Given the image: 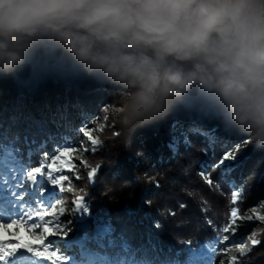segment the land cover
Instances as JSON below:
<instances>
[{"label": "clouds", "instance_id": "1", "mask_svg": "<svg viewBox=\"0 0 264 264\" xmlns=\"http://www.w3.org/2000/svg\"><path fill=\"white\" fill-rule=\"evenodd\" d=\"M40 47L125 93L129 132L197 96L264 150V0H0V75Z\"/></svg>", "mask_w": 264, "mask_h": 264}, {"label": "trees", "instance_id": "2", "mask_svg": "<svg viewBox=\"0 0 264 264\" xmlns=\"http://www.w3.org/2000/svg\"><path fill=\"white\" fill-rule=\"evenodd\" d=\"M116 91V86L87 75L60 52L40 47L22 69L12 75H0V111L20 110L39 122L29 124L25 121L18 125L21 147L27 134L29 139L35 137L54 148L58 145L47 142V137H54L61 143L64 137L73 142L87 140L80 128L84 124L91 126L93 122H102V107L111 104ZM174 121H180L185 126L197 124L211 128L218 125L217 134L226 143L216 145L213 158L203 140L192 137L191 147L181 145L178 154L173 156L164 145L170 139ZM220 121L212 102L190 96L166 118L128 131L122 151L116 150L117 143L113 142L111 147V142L102 141L98 151L85 153L93 165L99 163L101 167L95 175L94 185L86 178L82 179L81 186H85L83 196L89 197L86 201H90L94 212L107 209L117 227L120 225L116 223V218L126 219L125 206H130L136 215L129 226L135 228L137 235L158 222L161 228H153L154 234L176 249L183 248V242L187 240L195 244L198 239L206 242L215 238L217 232L207 221L211 220L215 229L225 225L227 218L222 213L228 207L226 194H231L232 189L221 181L225 195L212 192L199 172L202 164L217 163L226 152L231 150L233 153L236 143L239 145L236 150L239 151V142L243 137L233 129H225ZM258 151L254 149L242 155L235 153L243 165L232 174L238 189L242 186L251 207L257 206L256 201L264 197V165L259 167L257 164ZM82 172L81 175L86 177ZM211 174L214 180L220 175L219 170ZM146 177H155L158 186ZM75 196L71 194V201ZM61 197L69 201L68 193L64 192ZM201 197L207 205L202 204ZM180 204L185 207L180 208ZM208 205L210 210L203 211L202 208ZM170 210L175 215H170ZM141 219L144 220L142 225L138 223ZM85 231L90 232V229ZM255 250L260 254L247 257L251 260L249 264H264V245Z\"/></svg>", "mask_w": 264, "mask_h": 264}, {"label": "snow or ice", "instance_id": "3", "mask_svg": "<svg viewBox=\"0 0 264 264\" xmlns=\"http://www.w3.org/2000/svg\"><path fill=\"white\" fill-rule=\"evenodd\" d=\"M25 121L29 124L39 123L32 117L25 116L20 110L0 111V229L14 224L25 225L30 235L39 240V243L20 244L14 239L0 238V264H215L217 255L231 251L232 247L237 248L240 257L245 256L246 249L251 251L247 247V242L239 246L227 243L237 231L236 221L232 219L236 217L235 207L231 208L230 224L215 229L212 221H207L217 232L215 238L203 243L197 241L195 247L191 240H187L183 242V248L176 249L171 244H165L154 234L153 228L157 230L161 228L158 222L137 235L135 228L129 226L136 213L128 205L125 206L127 218L119 216L116 218L119 227L114 225L107 209L90 214L89 205L84 202L83 195H76L70 205L63 200L59 192L79 193L83 192V189H77L68 177L64 176L63 179L67 181L68 186L60 185L58 192L56 186L60 176L54 173H60L68 167L69 171L75 173L77 180L86 178L91 183L101 165L99 163L93 165L85 153H95L102 147L99 134L94 136L91 130L86 131L88 126L84 124L80 131L87 140L80 141L79 147L67 137H64L61 143L49 136L47 142L58 145L54 148V154H50L44 142L38 141L35 137L29 139L27 134L23 137L21 147V135L17 129L18 125ZM220 122L225 129H232L223 121ZM218 127L215 125L208 128L197 124L185 126L180 121H174L171 125L170 139L164 146L175 156L181 145L185 148L191 147L192 137H200L215 158L216 145L226 143L220 140L217 134ZM102 131L103 125H99L98 132ZM245 142L249 143L246 138ZM235 148L238 149L239 145H235ZM69 150H72L69 163L52 169L51 163L58 161L62 153ZM72 159L79 161L80 167L86 170V177L79 174L80 169L71 163ZM226 161L232 163L226 164ZM242 165L243 161L237 160L230 150L217 163L202 164L199 175L210 190L221 195H225L220 183L223 181L233 190L229 204L234 205L238 197L243 199V188L239 186L237 191L238 185L232 174ZM216 170H219L220 175L214 180L211 173ZM146 178L158 186L155 177ZM21 189L22 192L18 191ZM45 190L47 195H44ZM201 202L207 205L203 197ZM179 206L185 207L184 204ZM202 210L208 212L210 205L203 207ZM169 214L175 215V212L170 210ZM65 215L69 219H62ZM144 216L147 218L148 214L145 213ZM72 218L85 228L90 220L92 230L77 232L70 239H65L72 230ZM248 219L252 217L249 216ZM259 219L264 220V216ZM138 223L142 225L144 220L141 219ZM259 242L256 239L251 240L253 245ZM236 259L235 256L230 258L231 261ZM220 264H225L224 260H221Z\"/></svg>", "mask_w": 264, "mask_h": 264}, {"label": "rangeland", "instance_id": "4", "mask_svg": "<svg viewBox=\"0 0 264 264\" xmlns=\"http://www.w3.org/2000/svg\"><path fill=\"white\" fill-rule=\"evenodd\" d=\"M110 102H111V104L108 107H102V115H103L102 122H98V123L93 122L91 126L87 125L88 127L85 130L86 131L91 130L92 134L95 136L98 133H100V132H98L99 125H103V131L99 135L100 139L104 142L105 141L111 142L110 143L111 147H112L113 142L117 143L116 150L122 151L124 149L125 139L128 135V133H127L128 131L125 130L121 126V124L119 123V115H120V113L123 112L124 107L126 105V94L118 91L116 94H114L113 99H111ZM201 104H202V102H201ZM243 137L240 139V142H239L241 144L240 150L237 151L236 149H234V152L232 153L233 155H235L237 160H238V158H237V155L235 153H237L238 155H242L243 153L247 154V153L253 152V150L256 149V148L252 147L249 143H246L245 138H243ZM70 141H72V140H70ZM80 141H82V140L80 139V140L74 142L77 147H79ZM236 145H237V143H236ZM45 147H47L46 149L49 150L50 154H54V148L55 147L51 148L47 145H45ZM116 150H114V152ZM257 154H256L257 155V157H256L257 164L259 165V167H262L264 165V150L260 151V149H259ZM71 156H72V150H69L67 152H63L61 155V158L58 161H53L51 163V168L55 169V168H57L58 165H67L69 163V158ZM71 163L73 165H75L77 168H79L80 171L82 170L83 175H86V170L80 167L79 161L72 159ZM225 163L226 164L232 163V161H226ZM80 171H79V174L81 175ZM54 175L60 176V181H59L58 185L56 186L58 192H59L60 185H63L64 187L68 186L67 181H65L63 179L64 176H67L68 180H70L72 185H74L77 189H84V187H85L84 185L81 186L82 185V183H81L82 179L77 180L75 178V173L72 171H69L68 167H65L63 169V171L60 173H54ZM94 180L95 179H93V181L90 183L91 185H94ZM49 187H52V185H49ZM232 191H231V194H232ZM237 191H239L238 187H237ZM64 192L68 193L69 197H67V199H69L68 203L71 205V202L73 201V200L71 201V194L73 195V193L68 192V191H64ZM64 192H59V195L62 196ZM74 194L75 195H83V192L74 193ZM231 194H226L227 200H228V207L226 208V210L222 214H224V216L227 218V222H225V224H230L232 222L230 219L231 208L235 207L237 209L236 217L232 218V219H235V221H236L237 231L235 232L234 235H232L230 237V241L227 243H229V245L235 244L236 246H239L243 242H247V247L250 248L251 251H247V249H246L245 256L240 257V254L237 251V248L232 247L231 251H229V252L219 253L216 257L215 264H220L221 260H224L225 264H249V262L251 260L247 259V257H250L251 255L254 257L259 255L260 253H255V251H256L255 248L260 247V249H261L264 245V220L259 219V217L264 216V197L260 201H258V200L256 201V203L258 204L257 206L251 207L250 201L246 200L244 192H242V195H243L242 200L238 197L236 203L234 205H230L229 204V197H231ZM44 195H47L46 190L44 191ZM86 198L89 199V197H84V202L89 205V213L90 214L94 213V211L91 208L90 201L89 200L86 201ZM213 216L217 217V214H213ZM249 216H251L252 219H248ZM62 219H69V217L64 216V217H62ZM92 227H93V225H92L90 220L88 221L87 228H85V226L83 224L78 223L75 218H72V223H71V229L72 230L69 232L68 237H66L65 239H70L73 235L77 234V232L85 231L86 229H90V231H91ZM23 228H27V227L23 226ZM253 234H255V235H253ZM25 237H26V233H18L14 236H11L12 240L14 239L15 241H17L20 244H25V243L38 244L39 243V240L35 239L34 237H32V238L35 240V242L34 241H27ZM51 238L52 237H49V239H51ZM252 239L259 240L260 242L258 244L253 245L251 243ZM197 241H200L202 243L204 242L203 240H200V239H198ZM195 244H193V247H195ZM61 247H63V245H61ZM221 247H223V245H221ZM233 256L237 257V259L234 261H231L230 258Z\"/></svg>", "mask_w": 264, "mask_h": 264}]
</instances>
